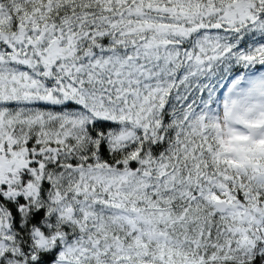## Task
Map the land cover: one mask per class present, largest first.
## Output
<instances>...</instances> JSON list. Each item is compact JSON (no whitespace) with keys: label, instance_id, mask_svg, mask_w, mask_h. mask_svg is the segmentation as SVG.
Wrapping results in <instances>:
<instances>
[{"label":"snow or ice","instance_id":"snow-or-ice-1","mask_svg":"<svg viewBox=\"0 0 264 264\" xmlns=\"http://www.w3.org/2000/svg\"><path fill=\"white\" fill-rule=\"evenodd\" d=\"M0 264H264V0H0Z\"/></svg>","mask_w":264,"mask_h":264}]
</instances>
